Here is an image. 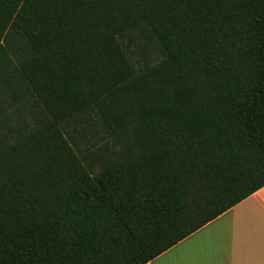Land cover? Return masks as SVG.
<instances>
[{
  "label": "trees",
  "instance_id": "obj_1",
  "mask_svg": "<svg viewBox=\"0 0 264 264\" xmlns=\"http://www.w3.org/2000/svg\"><path fill=\"white\" fill-rule=\"evenodd\" d=\"M263 187L264 0H0V264H148Z\"/></svg>",
  "mask_w": 264,
  "mask_h": 264
},
{
  "label": "crops",
  "instance_id": "obj_2",
  "mask_svg": "<svg viewBox=\"0 0 264 264\" xmlns=\"http://www.w3.org/2000/svg\"><path fill=\"white\" fill-rule=\"evenodd\" d=\"M148 264H264V187Z\"/></svg>",
  "mask_w": 264,
  "mask_h": 264
},
{
  "label": "rangeland",
  "instance_id": "obj_3",
  "mask_svg": "<svg viewBox=\"0 0 264 264\" xmlns=\"http://www.w3.org/2000/svg\"><path fill=\"white\" fill-rule=\"evenodd\" d=\"M144 57L149 58L148 56H144Z\"/></svg>",
  "mask_w": 264,
  "mask_h": 264
}]
</instances>
